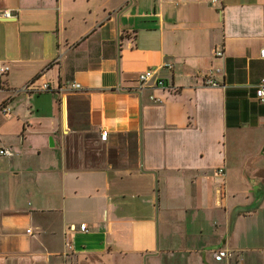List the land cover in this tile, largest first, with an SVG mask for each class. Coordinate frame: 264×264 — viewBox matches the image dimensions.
<instances>
[{"label":"crops","instance_id":"1","mask_svg":"<svg viewBox=\"0 0 264 264\" xmlns=\"http://www.w3.org/2000/svg\"><path fill=\"white\" fill-rule=\"evenodd\" d=\"M262 48L264 0H0V264H264Z\"/></svg>","mask_w":264,"mask_h":264},{"label":"built area","instance_id":"2","mask_svg":"<svg viewBox=\"0 0 264 264\" xmlns=\"http://www.w3.org/2000/svg\"><path fill=\"white\" fill-rule=\"evenodd\" d=\"M212 1H216V0H212ZM3 16H5V17L11 16L10 10L9 9H5L4 12H3ZM213 52H214V55L216 57H221L224 54V50L221 47L214 48ZM260 55L264 56V48L260 49ZM167 66L169 68L172 67L171 64H169ZM8 69H9L8 65L0 63V73L1 74L6 72ZM220 71L221 70L218 67H211L209 69V72H208L207 76L203 79L204 84H206V85H216L217 82H216V80L214 78V73L220 72ZM152 74H153L152 71L148 70L145 73H142L141 75H139V80L142 81V82L148 81V80L152 79ZM155 83L157 85L163 86L164 85V79L156 78ZM71 87L72 88H78V87H80V84L76 83V82H73L71 84ZM49 88H50L49 83L48 82H44V83H42V85L40 87H38L36 89H33V90H35V91H43V90H47ZM255 95H256V97L258 98L259 101L264 102V78H262L260 80L259 84L256 86ZM1 110L7 112V111L10 110V108L8 106H5V107H1ZM107 135H108L107 129H102L101 138L103 140H105ZM0 154H11V151L9 149H7V148H0ZM218 171L219 172H223L222 169H218ZM79 229L81 231H86L87 227H86L85 223H81L80 226H79ZM66 244L68 246L70 245L68 242ZM228 254H229V252L227 250H224V249H217V250L214 251V257L217 260L221 259L222 257H224V256H226ZM62 264H64V263H62Z\"/></svg>","mask_w":264,"mask_h":264}]
</instances>
